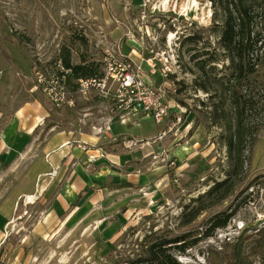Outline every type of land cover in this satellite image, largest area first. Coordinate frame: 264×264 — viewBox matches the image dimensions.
I'll use <instances>...</instances> for the list:
<instances>
[{
	"label": "rangeland",
	"instance_id": "374dc122",
	"mask_svg": "<svg viewBox=\"0 0 264 264\" xmlns=\"http://www.w3.org/2000/svg\"><path fill=\"white\" fill-rule=\"evenodd\" d=\"M211 12L207 0H0V221L5 235L0 264H113L139 257L154 234L200 233L214 215L234 211L211 238L184 254L173 252L181 264H207L208 248L221 250L242 231L264 227V129L242 169L233 173L220 129L211 126L209 107L201 106L208 104L207 95L193 86L194 55L217 47V35L210 34ZM109 54L128 57L150 75L154 88L165 89L170 105L165 127L140 115L130 128L147 142L124 149L120 136L116 146L102 145L117 156L128 152L122 164L108 167L114 174L106 171L110 176L103 182L112 191L95 180L75 208H53L76 165L87 176L99 170L84 158H70L52 182L37 177L47 187L41 196H19L29 190L30 182L19 181L24 175L29 179V170L37 171L33 161L40 151L25 148L27 140L22 148H9L3 133L15 119L33 113L34 100L48 103L35 88V73L56 70L66 55L72 67L84 65L91 78H103ZM68 84L74 106L47 111L42 105L48 116L37 131L40 140L51 129L79 138L111 136L104 120L110 117V103L96 90L84 99L76 83L69 79ZM17 129L9 133L11 141ZM162 130L165 135L158 139ZM123 179L130 188L119 187ZM221 181L225 185L209 194ZM198 210L194 222L180 225Z\"/></svg>",
	"mask_w": 264,
	"mask_h": 264
},
{
	"label": "trees",
	"instance_id": "16d2710c",
	"mask_svg": "<svg viewBox=\"0 0 264 264\" xmlns=\"http://www.w3.org/2000/svg\"><path fill=\"white\" fill-rule=\"evenodd\" d=\"M207 1L212 11L210 34L217 35V47L194 55L193 86L196 92L207 95L208 104L201 102V106L209 107L210 124L220 129L218 138L233 173H237L264 129V0ZM66 55L62 63L75 79L93 76L84 65L72 67ZM226 181L215 183L208 193ZM199 214L200 210L192 211L180 225L191 224ZM233 216L234 211L214 215L200 233L192 229L173 237L154 234L139 257L113 264H181L173 252L184 254L211 238ZM250 230L253 233L246 229L231 242H224L221 250L208 248L207 264H254L257 259L264 264V227Z\"/></svg>",
	"mask_w": 264,
	"mask_h": 264
},
{
	"label": "crops",
	"instance_id": "0c3cea01",
	"mask_svg": "<svg viewBox=\"0 0 264 264\" xmlns=\"http://www.w3.org/2000/svg\"><path fill=\"white\" fill-rule=\"evenodd\" d=\"M128 58V57H127ZM130 58V57H129ZM131 60V59H130ZM141 69V68H140ZM150 74H153V72H150ZM141 75L144 79L145 82L149 83L152 87V80L150 75L143 74L141 72ZM73 83L77 79L71 78ZM161 88V87H160ZM46 100V99H45ZM48 102V101H47ZM35 105L33 106L34 111L31 113L29 116L26 113V116L21 119V120H14L11 123V129H8L3 133L4 140L5 142L7 141L9 145L7 147L9 148H22L23 145L21 146V143L27 140V145L25 148L28 149H38L40 152L37 154L35 160L33 161V166H37V171L35 170L32 172L29 170V179L27 178V175H24L19 182L22 181H28L30 182L29 190L28 192H20L19 196L21 195H28L27 193H34L35 197L41 196L45 191L46 188L41 184V180L43 179H38L37 177L43 176H48L50 177L47 181V183L52 182L53 176L57 172V170L61 169L67 161L70 160V158L74 159H80L84 158L87 161V153H85L82 150V147H86L89 150V152H94L93 150H101L104 153V157L97 160L94 164H91L90 167L93 168H98L99 170L95 172V174H92V176H87L81 165H76L73 169V175L70 177L69 182L65 184L59 193L55 196L54 200V207L61 208L63 209H72L75 208L77 203L82 200L83 195H84V189H86L88 186H91L95 180L98 181L99 184H102L104 188L105 183L103 181L106 180L110 175L109 173L114 174L113 172L108 169L109 166H119L122 164L121 159L125 158V155L128 154V152H123L121 154L114 155L113 151L110 149V151L107 148H104L102 145H109L110 146H116V142L120 136H123L122 143L119 145H122V148L124 149H132L133 147H136L138 143H145L141 140L140 134L135 131L134 129L130 128V126H133L136 122L137 116L140 115H129L127 117V122L126 123H120L119 121L112 122L110 125V128H112V134L109 137L105 136H100V137H93L88 134H81L82 136L79 137H72L71 132L64 133L62 130L60 131H51L48 133V135L45 137L43 141L40 140L42 137V133L40 135H37V131L39 130V126L41 121H43L45 118H47V111H50V109H54L50 104L48 103H39L36 100L33 102ZM47 110L42 109V106ZM170 106V105H169ZM25 113V112H23ZM22 114V112L20 113ZM109 115V114H108ZM107 115V117H108ZM16 118H21V116H17ZM107 120L108 119H104ZM167 121V118L163 121L164 122V127L165 123ZM17 126V133L16 136H14V140L11 141V134L10 132H13V128ZM85 130V128H82V130ZM162 132H164L162 130ZM161 132V133H162ZM131 137H136V140L131 139ZM158 137V136H157ZM121 141V140H120ZM65 143H68L65 147H62ZM131 144H133L132 147H129ZM148 144V143H146ZM84 145V146H83ZM145 145V144H143ZM154 150V149H153ZM154 153L157 152V149L153 151ZM153 152H150L146 156H150ZM140 157V156H138ZM109 172V173H106ZM31 172V173H30ZM82 175H85L86 178H81ZM102 176H105L104 179H102ZM27 178V179H26ZM81 178V179H79ZM113 181L115 179H112ZM82 183L81 186H78L77 188L73 186L74 183ZM123 184H119L118 186L122 189L125 188H130L131 183L126 182L125 179L122 181ZM72 183V184H70ZM86 183H91L87 185ZM47 186V185H46ZM119 188V189H120ZM117 188V190H119ZM111 190V189H109ZM112 191V190H111ZM28 197H33V196H27ZM4 232H3V221H0V240L4 238Z\"/></svg>",
	"mask_w": 264,
	"mask_h": 264
},
{
	"label": "built area",
	"instance_id": "2783aa9c",
	"mask_svg": "<svg viewBox=\"0 0 264 264\" xmlns=\"http://www.w3.org/2000/svg\"><path fill=\"white\" fill-rule=\"evenodd\" d=\"M105 62L106 73L103 78L77 79L75 83L76 93L82 98L86 99L92 91L96 90L102 99L110 103L107 130L114 120L126 123L129 115L150 117L157 123L163 122L168 117L170 106L166 102L165 89L154 88L145 82L141 69L128 58H116L113 54H109ZM55 68L54 71L36 72L35 88L40 89L46 101L54 109L73 107L74 101L68 84L72 71L70 68H65L62 61H57ZM97 132L101 133L102 129L99 128ZM164 135L165 132H162L158 135V139H162ZM67 144L65 143L62 147ZM132 146L133 144L129 147ZM82 150L87 153L89 165L104 157V153L99 149L89 152L90 149L84 146Z\"/></svg>",
	"mask_w": 264,
	"mask_h": 264
}]
</instances>
